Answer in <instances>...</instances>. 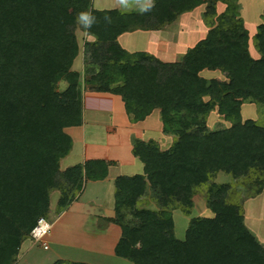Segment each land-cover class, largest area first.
<instances>
[{"label": "trees", "instance_id": "16d2710c", "mask_svg": "<svg viewBox=\"0 0 264 264\" xmlns=\"http://www.w3.org/2000/svg\"><path fill=\"white\" fill-rule=\"evenodd\" d=\"M218 2L225 6L220 14ZM202 5L207 35L181 62L129 54L116 42L123 33L163 29ZM78 27L93 38L84 43L82 73L72 70ZM249 40L238 0H151L136 12L96 10L91 0H0V264H15L38 219L50 221L52 192H59L58 216L85 180L106 176L102 161L59 169L72 148L64 129L82 124L83 84L120 96L132 123L158 109L163 133L174 139L164 151L154 141L133 143L143 174L115 181L116 257L132 264H264L241 209L264 189V124L240 113L245 103L264 107V23L252 37L257 58ZM203 70L223 78L205 79ZM215 110L228 128L207 127ZM219 173L230 182L215 183ZM199 189L213 217L191 219L178 240L171 212L189 216ZM147 198L156 210L145 209Z\"/></svg>", "mask_w": 264, "mask_h": 264}, {"label": "crops", "instance_id": "0c3cea01", "mask_svg": "<svg viewBox=\"0 0 264 264\" xmlns=\"http://www.w3.org/2000/svg\"><path fill=\"white\" fill-rule=\"evenodd\" d=\"M132 1L134 0H121L127 5ZM150 4L151 0L145 1V6L138 11L145 9ZM224 8L225 6L218 2L216 4L217 14L222 13ZM114 9L118 10L115 7H101L96 10ZM195 10L181 14L172 24L157 31L137 30L123 33L117 37L116 42L123 51L129 54L144 52L151 55L158 62H181L187 51L207 35L208 28L202 21V14L198 13L197 16ZM76 38L79 53L74 60L72 70L82 73L84 69V43L93 41V38L85 33L82 42L77 34ZM200 75L205 79H219V76L222 77L218 71L209 70H203ZM82 97V124L64 129V132L72 140V148L70 153L60 160L59 169L65 171L87 161H102L107 165L106 176L102 180H85L76 200L58 216H53L59 199V192L54 191L58 193V198L53 204L50 195V214L52 218L50 217V221L45 219L50 224V234L45 238V240L47 238L49 240L45 241L47 249L41 246L45 253H40L37 250V247L40 246L38 243L31 239L24 240L20 246L15 264H53L59 260L82 264H132L127 260L116 257L114 254L115 246L121 237L120 227L110 222V219L115 216V181L118 177H132L143 174V164L132 154L133 143L136 140L142 142L154 141L159 145L163 143L168 135L163 133V125L160 121L158 109L153 110L145 120L132 123L125 112L124 103L120 96L110 93L90 92L87 89L83 92ZM213 113L214 111L210 114ZM211 115L208 116V121ZM241 117L242 120H245L242 115ZM150 121L151 123L148 125ZM221 122H224L223 128L229 127V123L223 119H221ZM209 127L210 130H215L212 125ZM151 130L156 132L155 139L152 138ZM95 134L104 136V140L100 136H93ZM219 178L222 180L219 181ZM228 182L220 173L217 174L215 183L224 184ZM194 200L195 198L192 199L195 208ZM253 200H261L264 204V189L260 195L241 202V209H244V213L242 211L244 223L248 228L251 225V223L249 224L251 217L245 209L247 205L250 208V202H254ZM146 201L148 203L144 205L145 209L156 210L154 203L150 202L148 198ZM150 206L155 207L152 209ZM192 209L189 215L192 216L191 219L199 218L193 216V214L191 215L194 212ZM176 211L181 212L177 209L173 210L171 212L172 219L173 213ZM211 217H213L212 213L204 216V218ZM190 220L187 221L185 232Z\"/></svg>", "mask_w": 264, "mask_h": 264}, {"label": "rangeland", "instance_id": "374dc122", "mask_svg": "<svg viewBox=\"0 0 264 264\" xmlns=\"http://www.w3.org/2000/svg\"><path fill=\"white\" fill-rule=\"evenodd\" d=\"M145 1L147 0H134L130 2L128 5L124 4L121 2V0H92V5L95 9H99L101 7H108V8H117L118 10H123V11H133L136 12L140 9H142L145 5ZM239 5H240V17L243 21L244 27L247 29L249 33V50L250 54L252 57L257 58L258 55L256 54V51L254 50L253 44H252V37L256 33V26L264 23V0H238ZM206 5H202L201 7L196 8L195 14L198 16V13L200 15L205 11ZM202 11V12H201ZM194 14V15H195ZM77 37H79V40L82 42V38L84 37V32L78 27L76 30ZM81 44V43H80ZM84 65V61H83ZM84 67V66H83ZM214 77V76H212ZM219 79H222L221 76L218 77ZM83 87V92L87 90V86L84 84L82 85ZM66 87L65 82H59L58 84V89L63 90ZM211 115V114H210ZM241 115L245 120L247 119H252L255 120L258 124L263 125L264 124V107L263 106H256L254 104H243L242 109H241ZM221 117L214 111V113L209 117V121L207 119V126H213L215 129L216 128H223L224 127V122H221ZM151 123V121L148 123V125ZM153 123V122H152ZM152 138L155 139L154 136H156V132L152 131ZM149 133V134H150ZM95 137H101V139L104 140V136L102 135H93ZM173 137L169 136L166 137L165 140H163V143L159 144L160 150H165L168 149V147L171 146ZM223 177H225L229 182H230V177L224 175L223 173H220ZM219 181L222 180L221 178L218 179ZM216 181V178L215 180ZM251 181V180H250ZM228 182V183H229ZM251 183V182H250ZM252 189L251 187L248 189ZM238 196V195H237ZM240 199L242 200L241 196H239ZM58 198V193L54 192L51 194V203H55L56 199ZM195 198L194 203H195V208L194 205L192 210L194 212L191 213L195 217H204L211 215V212L208 210L206 207V194L205 190L199 189L198 193L193 197ZM238 200V199H237ZM146 201V200H145ZM254 202H250L251 206L248 208L246 206L247 212L249 213L251 220H249V224L251 223L250 228L247 227V229L254 235V237L258 240V242L262 245L264 248V204L260 200H253ZM152 209L155 206H150ZM244 213V209H242ZM244 215V214H243ZM184 215L182 212L176 211L173 213V221H174V235L177 239L183 240L184 238V232L185 228L187 225V221L191 219L192 216L187 217ZM188 219V220H187ZM244 220V216H243ZM245 224V223H244ZM246 225V224H245ZM253 226V227H252ZM255 232V233H253ZM31 237V236H30ZM32 241V237L30 238ZM45 240V239H44ZM47 241L49 240L48 238L46 239ZM45 240V241H46ZM36 243V242H35ZM37 250L40 253H45L43 252V245L41 243H38ZM42 246V247H41Z\"/></svg>", "mask_w": 264, "mask_h": 264}, {"label": "built area", "instance_id": "2783aa9c", "mask_svg": "<svg viewBox=\"0 0 264 264\" xmlns=\"http://www.w3.org/2000/svg\"><path fill=\"white\" fill-rule=\"evenodd\" d=\"M50 234V224L44 219L39 218L35 228L31 232V237L36 243H41L44 249H47L45 238Z\"/></svg>", "mask_w": 264, "mask_h": 264}]
</instances>
